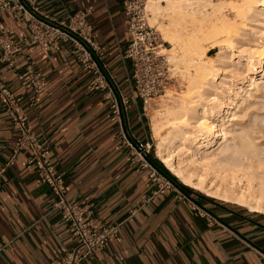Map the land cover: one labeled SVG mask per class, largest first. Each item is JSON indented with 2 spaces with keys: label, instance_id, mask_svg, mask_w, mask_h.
<instances>
[{
  "label": "crops",
  "instance_id": "1",
  "mask_svg": "<svg viewBox=\"0 0 264 264\" xmlns=\"http://www.w3.org/2000/svg\"><path fill=\"white\" fill-rule=\"evenodd\" d=\"M36 4L45 16L57 20L88 11L104 62L130 97L129 110L132 106L137 112V130L128 113L129 131L150 143L142 103L132 97L131 63L124 58L131 35L123 0H36ZM21 16L0 9V33L22 46L13 66L0 64V80L17 94L20 114L28 118L32 132L48 142L50 159L65 174L67 197L91 208L93 228L122 223L118 236L86 264H264V214L206 199L173 179L169 193L153 197L150 174L156 165L148 160L144 167L132 159L109 101L90 87L91 73L80 67L72 44L60 42L55 50L26 45L31 33ZM27 57L49 82L38 94L18 80ZM19 134L0 104V264H62L75 240L52 208L51 190L28 162L30 152H17L15 164L6 166ZM193 203L216 221L201 217Z\"/></svg>",
  "mask_w": 264,
  "mask_h": 264
},
{
  "label": "bare ground",
  "instance_id": "2",
  "mask_svg": "<svg viewBox=\"0 0 264 264\" xmlns=\"http://www.w3.org/2000/svg\"><path fill=\"white\" fill-rule=\"evenodd\" d=\"M227 1L148 0L147 8L153 14L150 24L154 26L162 17L169 22L159 29L163 40L173 47L170 60L180 59L190 68L187 91L179 94L178 105L165 109L163 125L153 115L151 127L159 159L184 185L204 193V179L196 173L195 165L216 168L223 171L224 181L243 187L235 196L236 204L264 214V142L244 128L235 129L234 123L239 110L251 106V100L264 89V41L241 38V32L251 29L249 23L264 28V0L233 1L241 27L225 14ZM193 22L207 26L204 34L210 32L211 50L219 49L216 55L208 56V61H201L208 50L199 39L186 42V32L191 31V36L196 32L197 27H187ZM240 43L248 44L244 50L240 47L243 52L237 55L234 51L239 50ZM238 67L245 76L229 80L239 72ZM206 195L218 197L212 190Z\"/></svg>",
  "mask_w": 264,
  "mask_h": 264
},
{
  "label": "built area",
  "instance_id": "3",
  "mask_svg": "<svg viewBox=\"0 0 264 264\" xmlns=\"http://www.w3.org/2000/svg\"><path fill=\"white\" fill-rule=\"evenodd\" d=\"M148 0H123L126 24L131 41L124 51V58L131 63L130 88L132 97L142 103L145 116L152 102L163 95L171 81L175 79L169 68V61L161 47V35L157 28L148 22ZM0 9L21 12V20L28 23L31 36L26 45H41L45 50H55L60 42L72 44L75 57L84 71L91 73L90 87L101 91L109 101L112 115L119 121L121 133L130 148L132 159L149 166L150 144L138 140L130 131L128 113L130 97L120 88L117 78L104 62L105 54L100 44L94 39V27L89 20L88 11L81 10L64 20L45 16L36 4V0L0 1ZM0 64L14 65L13 57L21 52L22 46L6 33H0ZM25 70L18 80L23 86L30 87L38 94L48 85L47 76L36 69L35 62L27 57ZM0 104L19 130L14 155L6 164L16 162V154L21 150L30 152L28 162L35 166L41 183L49 187L53 195L52 208L59 212L62 220L69 227L75 240L73 248L65 254L62 264H86L100 249H104L112 237L118 236L122 223L93 228V212L88 205L67 197L65 174L58 170L50 155L46 140L38 138L28 126V118L20 114L17 94L6 87L0 80ZM150 178L154 184L153 197L166 195L174 187L172 178L158 166L151 168ZM149 201V200H147ZM193 210L209 221H216L214 216L197 203Z\"/></svg>",
  "mask_w": 264,
  "mask_h": 264
},
{
  "label": "rangeland",
  "instance_id": "4",
  "mask_svg": "<svg viewBox=\"0 0 264 264\" xmlns=\"http://www.w3.org/2000/svg\"><path fill=\"white\" fill-rule=\"evenodd\" d=\"M214 2H221V1H225V0H213ZM227 1V0H226ZM233 1L234 0H228L227 2H225L224 6L227 7L226 9V12L225 14L227 15V17L230 19V20H233L234 22H238L237 24H239V26H243L241 25V21L238 20V18H236V12L235 10L233 9ZM164 5H166V3L164 2L163 3ZM147 11L149 12L148 14V22L149 24L153 21L151 20L153 14L152 12L149 11V9L147 8ZM163 18V17H162ZM162 18H159V22L156 21L157 23L154 25L155 28H157V30L159 31L160 35H161V39H162V43H163V46L161 47V50H162V53H164L169 61V68L171 69L172 71V75L175 77V79L173 81H171L166 89V92L161 95L160 97H157L153 102L152 104L147 108V112H146V116H145V122H147L149 128H150V134H151V140H150V155H153L156 157V159H158V161H160L162 163V161L159 159L158 155H157V141L155 140V137L153 136V132H152V127H151V120H152V117H154L155 115L158 116V119L160 121V124H165V113H166V110L165 109H168V107H172L173 105H178L177 103H179L178 101L179 100V94L180 93H183L185 91H187V87H188V69L189 66L184 64V62H182L180 59H178L177 62H173L172 60H170L172 58V53L169 52V50H171V48H173L168 42L164 41L163 40V32L161 31L160 28V25L162 24H168V20H166V18H163V20H161ZM179 19V18H178ZM236 20V21H235ZM151 21V22H150ZM241 22V23H239ZM192 24V26H190ZM196 24V25H195ZM202 25V26H198V25ZM246 24V23H245ZM248 24V23H247ZM151 25V24H150ZM189 25V26H188ZM204 24L202 23H188L187 24V27L188 28H191V27H194L196 28V32H194V35L196 36L195 38H193L192 35L191 36V31H187L186 32V36H187V40L186 42H191L192 39L193 40H197L199 39V43L203 45L204 49L208 50L207 51V54L206 55H203L202 56V59L201 61L203 60L204 62L205 61H208V56H214L217 54L218 50H211V46H212V43L211 41L212 40H209L208 38L210 37V32H208V35L207 34H204L207 33L206 30H207V26H203ZM153 26V25H151ZM249 26H250V30L247 31V32H241L242 34V37L241 38H244L246 40L248 39H258L259 42H263L264 41V28L263 27H260V28H257V24L255 23H249ZM205 29H204V28ZM202 28L203 30V33H202V30H201V33H198V31H200V29ZM199 29V30H197ZM193 34V33H192ZM202 36H201V35ZM203 35L205 36H208L206 37V40L205 38H203ZM191 38V40L188 38ZM191 36V37H190ZM201 37L203 39H201ZM201 39V41H200ZM208 39V40H207ZM196 41V42H197ZM185 42V41H184ZM194 42V41H192ZM194 42V43H196ZM258 42V41H257ZM248 43H240L238 45L239 47V50L235 49V54H240L239 52H241L242 50H244V48L247 46ZM240 47L242 48V50L240 49ZM243 52V51H242ZM179 54V53H178ZM181 55V54H180ZM238 70L239 72L237 74H241V75H235V76H229V80H234L236 78H243L245 76L244 72L242 69H240V67H238ZM218 75L220 76V73L221 71H217ZM187 76V77H186ZM216 79H218V77H216ZM237 80V79H236ZM228 84H230V82H228ZM169 92V93H168ZM168 93V94H167ZM257 98L254 100H251V106L250 105H245L243 106L239 112H238V118L236 121H234V123H236L237 125L235 126V129H242L244 128L246 130L247 133L249 134H252L253 136H256L259 138L260 141L264 142V89L262 90L261 93H258L257 95ZM230 102V101H228ZM256 103V104H254ZM234 105H232L233 107ZM163 110V111H162ZM160 111H161V114H160ZM164 113V114H163ZM158 114V115H157ZM154 115V116H153ZM129 119H130V124L133 126V128L135 130L138 129V122H137V112L135 111V109L130 106V110H129ZM163 118V119H162ZM163 164V163H162ZM164 165V164H163ZM202 164H196L195 165V168H196V173H199L200 175H202L203 177V182H204V193L203 192H200V191H197L193 188H190L188 186L190 191L200 195L201 197H204L206 199H217V200H220V201H223V202H227V203H231V204H234V205H238L234 202V200L237 198V195L238 194V191L241 193V191H243V187H240L239 185H235V184H232L230 183L229 181H224L223 179V174L221 170H218L216 168H207L205 166H203ZM164 168L171 174L173 175L165 166ZM174 176V175H173ZM175 177V176H174ZM184 185V184H183ZM215 191L217 192L218 194V197H209L206 195V193L208 191ZM236 196V198H235ZM240 206V205H238ZM240 207H243L245 209H247L249 211L248 208L244 207V206H240ZM251 212V211H249ZM257 213V212H256ZM262 214V213H261Z\"/></svg>",
  "mask_w": 264,
  "mask_h": 264
},
{
  "label": "trees",
  "instance_id": "5",
  "mask_svg": "<svg viewBox=\"0 0 264 264\" xmlns=\"http://www.w3.org/2000/svg\"><path fill=\"white\" fill-rule=\"evenodd\" d=\"M150 160L156 165L158 166L159 168H161L162 170H164L176 183H178L180 186H182V188L186 189V190H190L188 187H186L185 185H183V183L176 177H174L173 175H171L165 168H164V165L158 161V159H156L155 156L153 155H150ZM212 201H215L217 203H221V204H224V205H228V206H234V207H238V208H241V209H244L246 210L247 212H249L247 209L243 208V207H240L238 205H234V204H231V203H227V202H223V201H220V200H217V199H210ZM257 214H260V213H257Z\"/></svg>",
  "mask_w": 264,
  "mask_h": 264
}]
</instances>
